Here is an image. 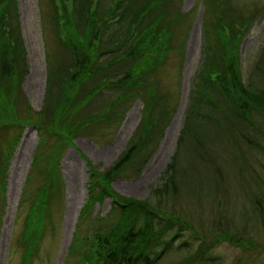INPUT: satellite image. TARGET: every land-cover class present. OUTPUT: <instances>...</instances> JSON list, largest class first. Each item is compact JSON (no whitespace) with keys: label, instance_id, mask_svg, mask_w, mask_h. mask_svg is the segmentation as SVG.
Instances as JSON below:
<instances>
[{"label":"trees","instance_id":"1","mask_svg":"<svg viewBox=\"0 0 264 264\" xmlns=\"http://www.w3.org/2000/svg\"><path fill=\"white\" fill-rule=\"evenodd\" d=\"M62 1L70 2L72 11H69L67 3H62L56 15L52 19L50 16V22L56 24L54 36L58 48L47 58L50 68L42 109L33 113L29 102L19 103L16 100L14 103V98L9 96L20 92L27 72V57L18 1L0 0V117L3 119L0 130L30 125L35 126L39 133L52 131L59 138L50 150L45 148L43 154L48 155V167L39 169L41 181L29 194L36 178V168L45 156L35 155L33 159L32 171L27 176L17 209L18 218L23 215V220L12 244L21 253V264H32L40 252V242L47 232L53 211L52 204L60 196L57 161L60 152L77 134L73 128L78 127L80 133L86 131V118L90 116L99 122H103V116L106 123L115 120L119 116L117 108L121 102L139 99L143 102L141 122L125 152L103 171L87 163V199L63 264H158L170 243V237L167 240L160 237L175 226V233H179L183 226L193 231L192 224L175 214L154 209L148 199L136 201L119 195L112 190L111 182L120 177L123 170L142 163V157L152 152L151 147L156 142L148 135L153 133L154 137L156 128L165 127L173 116L176 96L170 90L165 93L159 91L157 78L166 64L165 58L173 51L174 22L184 20L185 16L180 15L179 10L171 9V0H96L94 7L93 0ZM202 1L204 61L195 78V88L189 95V105L172 163L166 173L168 178L163 184L164 190H155L154 195L157 196L168 194L170 190V194H177L186 178L187 183L204 179L201 187L196 182L198 199H201L198 194H202L203 189L207 192L205 182L212 189L210 193L226 195L228 189L225 185L234 167L228 169L227 158L220 160L214 154L215 135L228 142L231 154L233 147L238 151L233 152L232 161L238 166L242 181L245 179V167L240 163L241 159L246 161L247 158L242 155L244 152L237 141L236 129L240 133L245 132L243 140L246 145L264 150L259 143L253 142L256 136H247L249 127L260 131L253 117L264 115V93L255 88L257 83L254 81L245 85L240 73L238 49L247 20L241 18L237 8L241 3H236L237 0ZM230 2L233 3L227 5ZM244 12L247 15L245 18L249 17V13ZM211 18L212 23H208ZM178 47L176 54L179 55L181 46ZM258 70L260 74L264 73L262 68L258 67ZM103 90L113 92L112 105L107 103L108 97L104 99ZM78 104L79 108L76 107ZM114 104H117L116 109H112ZM91 105L94 109L88 111ZM57 110L63 112V117L55 118ZM43 118L44 121H41ZM234 119L238 121V126L231 125ZM259 133L264 135L262 131ZM42 136L40 151L45 145ZM18 137L12 136L3 148L0 147V229L5 205L4 176L11 154L9 148L16 144ZM180 155H183L182 158L186 155L185 159L182 160ZM254 173L260 175L259 171ZM231 175L236 176L235 173ZM261 191L260 195L251 193L250 209L255 218L264 222L262 187ZM27 196L30 200L25 206ZM105 199L110 200L108 214L90 218L93 206ZM160 217L165 221L160 222ZM233 229L235 231L230 235L210 231L209 234L216 239L210 240L209 245L201 246L208 251L226 240L233 245L245 242L247 251L259 247L252 237H245L244 230ZM204 251L195 255L198 262Z\"/></svg>","mask_w":264,"mask_h":264},{"label":"rangeland","instance_id":"2","mask_svg":"<svg viewBox=\"0 0 264 264\" xmlns=\"http://www.w3.org/2000/svg\"><path fill=\"white\" fill-rule=\"evenodd\" d=\"M17 1L22 38L26 49L27 72L20 85V92L12 95H9L8 91L5 93L14 98L12 99L14 103L16 100H19V103H24L23 101L26 100L29 102L32 112L37 113L43 106L47 73L50 68L47 58L52 53L54 54L58 48L54 36L56 24L50 22V16L52 19L53 15H56V11L58 7L61 8L62 3H67L69 11H72V8L70 2L62 0ZM202 2V0H171V9L179 10L180 15H184L185 19L174 22L171 38V47L174 52L172 51L165 58L166 64L164 68L160 69L157 79L159 91L165 93L170 90L176 96L174 113L165 127L156 128L154 137L153 133L148 135V138L156 140L153 148L151 147L152 152L147 157H142L140 165L133 164L123 170L120 177L111 182V188L125 198L136 201L148 199L154 209L162 210L166 214H175L192 224L195 233L184 226L179 233H175L177 228L175 226L160 237L164 240L170 237L168 239L170 243L165 247L163 257L158 264H264V222L262 219L255 218L250 209L251 193L260 195L261 187L264 191V150L250 147V144L246 145V141L243 140L245 132L240 133L236 129L235 133L240 148L244 152L242 155L247 158L246 161L241 159L240 163V166L245 167L243 181L239 176L238 166L232 161L233 152L237 153L238 151L233 147L234 150H231V154L227 148L228 142L220 138V135H215L217 143L214 154L220 160L226 157L227 168L234 167L232 169L234 171L230 173L236 175L234 178L230 174L226 183L228 186L225 185V188L228 189L226 195L210 193L209 190L212 191V189L205 182L207 192L203 189L202 194H198L202 197L198 199L195 189L199 184L201 187L204 179H201L200 182L196 181V185L194 180L192 183L191 181L187 183L188 178L182 182L177 194H170V190L168 194L154 195L155 190H164L163 184L168 178L166 173L172 163L185 119L184 114L189 105V95L195 88V78L204 61L205 30L201 24ZM232 3H227V5ZM236 3H241L237 7L240 10L241 18L247 19L238 49L240 73L245 85L255 82L257 83L255 88L264 93V73L260 74L261 71L258 70L259 67L264 72V0H237ZM95 4L97 2L93 0L92 7ZM245 10L249 13L247 18H245ZM208 23H212V18L208 19ZM237 28L240 27L237 26ZM179 45L181 50L178 55L176 50L179 49ZM102 93L105 100V97H108L107 101L109 102L107 103L111 104L113 92L103 90ZM121 103L117 108L119 116L115 120L110 122L108 120L106 123L103 116V122H99L97 118L90 116L86 118L87 130L83 133L78 131V127L73 126V130L77 134L73 133L75 135H73L71 143H68L60 152L57 161L58 172L56 175L60 196L54 199L47 232L40 242V252L35 256L32 264L63 263L66 248L71 243L76 224L81 217V210L87 199V163L90 162L99 171L106 170L120 158L130 145V139L141 122L143 102L137 99ZM80 104L76 107L79 108ZM115 105L117 104H114L112 109H116ZM82 106L84 105L82 104ZM92 109L94 108L91 105L88 111ZM62 114L63 112L57 110L55 118L63 117ZM253 118L260 131L264 132V115ZM2 120L0 117V123ZM41 121H44V118ZM91 123H95L92 125L96 127H92ZM238 124L235 119L233 122L231 120V125L238 126ZM42 125L44 126V124ZM248 129L247 136H256L253 142L259 143L264 148V135L250 127ZM2 130H0L1 148L12 136L18 135L19 137L16 144L11 149L9 148L11 154L8 157L4 176L5 205L0 229V264H21V253L14 247V243L12 244L23 220V215L18 218V205L25 189L27 176L32 171L35 155H44L43 152L46 149L50 150L53 143L59 138L52 134V131L39 133L35 126L30 125ZM210 130L212 129L210 128ZM215 130L218 129L215 128ZM41 135H44L42 137L45 145L40 151ZM182 156L179 157L182 158ZM185 157L186 155L182 160ZM42 160V164L36 168L34 175L36 178L29 189V194L38 187L41 181L39 169L43 166L48 167V155ZM255 171H259L260 175H255ZM29 200L27 196L25 206ZM109 211L110 200L105 199L102 203L93 206L89 217L92 218L96 215L104 217ZM164 221L165 219L160 217V222ZM233 228L244 230L245 237H252L259 247L247 251L244 247L245 242H240V246L233 245L226 240L214 245L208 251L201 246V244L209 245L210 240L216 239L213 234H209L210 231L211 233L216 231L217 234L221 231V234L230 235L235 231ZM85 229L87 230V225ZM172 236L175 237L172 238ZM203 250L205 251L202 259L198 262L195 255Z\"/></svg>","mask_w":264,"mask_h":264}]
</instances>
